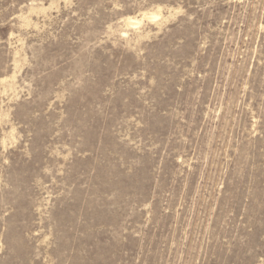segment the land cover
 Wrapping results in <instances>:
<instances>
[{"label":"rangeland","instance_id":"374dc122","mask_svg":"<svg viewBox=\"0 0 264 264\" xmlns=\"http://www.w3.org/2000/svg\"><path fill=\"white\" fill-rule=\"evenodd\" d=\"M0 264H264V0H0Z\"/></svg>","mask_w":264,"mask_h":264},{"label":"bare ground","instance_id":"6f19581e","mask_svg":"<svg viewBox=\"0 0 264 264\" xmlns=\"http://www.w3.org/2000/svg\"><path fill=\"white\" fill-rule=\"evenodd\" d=\"M136 24V23H135Z\"/></svg>","mask_w":264,"mask_h":264}]
</instances>
